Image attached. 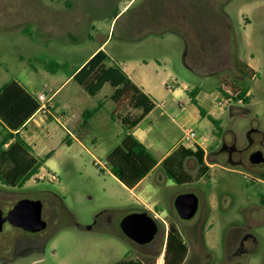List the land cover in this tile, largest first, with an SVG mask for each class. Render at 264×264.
Wrapping results in <instances>:
<instances>
[{
  "label": "rangeland",
  "instance_id": "obj_1",
  "mask_svg": "<svg viewBox=\"0 0 264 264\" xmlns=\"http://www.w3.org/2000/svg\"><path fill=\"white\" fill-rule=\"evenodd\" d=\"M129 2L0 0V85L17 80L35 95L53 96V112L56 100L69 91L83 90L82 109L102 104L88 134L73 132L70 120L64 127L51 118L37 132L30 134L33 122L22 131L36 153L54 151L46 170L58 180L32 177L23 187L0 182V207L42 196L51 223L46 233L55 228L57 212L65 217L45 244L23 250L13 264H113L120 259L164 264L170 224L180 229L188 245L183 264L247 262L260 249L259 240H264V163L249 160L253 151L264 153V0ZM128 4L129 10L113 20V12ZM104 41L108 64L149 63L141 74L156 80L159 102L171 99L163 81L169 80L176 90L188 87L186 93L199 87L201 107L222 120L223 134L218 138L214 124L201 117L187 94L180 95L184 111L177 106L160 115L157 109L136 130L148 128V139L142 142L155 157H163L181 140L185 128H193L199 139L210 138L208 143L201 140L207 162L216 159L220 165H208L203 178L188 184L173 182L157 165L133 190L110 172L107 154L125 131L117 115L137 112L130 95L116 103L110 98V84L92 96L74 79L60 94L56 92L68 72ZM36 57L67 63L69 70L53 74L38 62L33 68L28 60ZM243 87L251 90L249 103L226 96ZM80 122L78 115L76 126ZM226 144L237 150L231 161L222 151ZM186 168L196 175L199 164L191 157ZM184 192L199 196V209L191 219L181 218L174 205L176 196ZM133 211H147L157 221L159 230L151 243L138 244L121 232L120 221Z\"/></svg>",
  "mask_w": 264,
  "mask_h": 264
},
{
  "label": "trees",
  "instance_id": "obj_2",
  "mask_svg": "<svg viewBox=\"0 0 264 264\" xmlns=\"http://www.w3.org/2000/svg\"><path fill=\"white\" fill-rule=\"evenodd\" d=\"M119 13L120 10L118 9L113 12V20ZM26 33L30 35L28 31ZM108 60L109 55L107 52L100 49L82 66L68 73L69 77H72L92 96L98 95L106 84L112 86L113 92L110 98L116 103H119L127 94L130 95L131 106L137 112L117 115L125 133L121 142L108 153L106 159L110 172L121 183L131 189L158 164V160L151 150L131 132L154 109L155 103L133 81L121 65H108ZM28 62L33 68L35 66L34 62H38L44 69L53 74L69 70L67 63L53 59L47 60L36 57L33 61L29 59ZM248 91V87H243L237 89V91L232 90L231 96L229 94H226V96L234 100L242 99L247 104L251 100V97L247 95ZM197 93V87L189 91L191 100L198 105L202 116L207 117L214 124L215 135L220 138L223 134L222 120L208 114L198 104L195 97ZM39 106L37 96L19 81L10 80L0 85V126L2 134L0 139V182L6 186L23 187L27 181L40 171L46 160L53 154L51 151L44 156H38L32 145L21 134V130L37 112ZM101 108L102 104L99 103L96 107L85 109L82 112L79 132L86 130L88 134L91 131V120ZM79 138L82 140L81 137ZM190 157L195 158L199 164L196 175L191 174L186 168V161ZM160 165L163 167L166 176L178 184L199 180L210 169L205 161V151L199 145L195 147L179 145L161 161ZM187 255L188 245L182 232L175 224H170L166 237L164 264H183ZM115 264L147 263L141 260L122 259ZM232 264L242 263L234 262Z\"/></svg>",
  "mask_w": 264,
  "mask_h": 264
},
{
  "label": "crops",
  "instance_id": "obj_3",
  "mask_svg": "<svg viewBox=\"0 0 264 264\" xmlns=\"http://www.w3.org/2000/svg\"><path fill=\"white\" fill-rule=\"evenodd\" d=\"M132 0H130L129 4L131 3ZM129 4L125 7H123L121 10H120V13L121 14L123 11L125 10H129V8L131 7V5L129 6ZM196 41V40H194ZM193 40L191 41L192 44H194ZM106 41H104L99 47L98 49H96L85 61H83V63L80 65L82 66L95 52H97L98 50L103 49L105 50V47H104V43ZM199 42H201V39L199 38ZM201 48V45L200 47ZM202 49V48H201ZM106 51V50H105ZM108 54V53H107ZM109 55V54H108ZM109 59H110V56H109ZM108 64V63H107ZM108 65H111V64H108ZM120 65L124 68V70L129 74V76L133 79V81L145 92L147 93L150 98L153 100V102L155 103V107L154 109L136 126L132 129V133L140 140V141H143V140H147L148 139V128L147 129H140L137 131L136 133V130L137 128H139L141 126V124L143 123V121H145L147 118L150 117V115L152 113H154V111H156L157 109H160L161 110V113L160 115H163L165 114L167 111L169 110H175V107H180V111H184L185 110V103L179 99V96L181 95H184L187 94L189 96V99L191 102H193L191 100V96L189 94V91L192 90H187V93H186V89H188V87L184 88L183 90L182 89H179V90H176L174 89V85L172 86V84H170L171 82L169 80L167 81H163V84H164V87L167 89V91H169L171 93V99H167L166 101H161L159 102L157 100V97L156 96H160L161 93H160V90L158 89L157 87V84H156V80L154 78L150 79L148 76H144V74L142 75L141 73L144 72L145 70L148 69V65L149 63H145V61H139V60H135V61H128L127 63L125 62H122L120 63ZM79 66V67H80ZM248 69L252 72V73H255V69L252 67V66H249L248 65ZM156 74H158V71L156 72ZM72 79V77H68L66 78L63 83L61 84V86L56 90L57 94H60L62 92V90L70 83V80ZM2 85V84H1ZM169 85H170V88H169ZM105 87V86H104ZM103 87V88H104ZM195 88V87H194ZM198 88V93L196 94V100L198 102V97L200 95L199 93V87ZM103 90V89H102ZM201 90V89H200ZM83 91V90H82ZM82 91H69V92H66L63 96H61L58 100H56V109L54 112H60V111H66L68 113V116H69V119L71 124H72V127H73V132H74V129H76V133L79 134V125L78 124L76 126V119L79 115V117H81L82 115V112L85 110V109H82V104H83V99H84V94ZM248 96H251L252 93H251V90L249 89L248 93H247ZM207 99V98H205ZM221 100V99H220ZM221 102V101H220ZM194 103V102H193ZM195 104V103H194ZM199 104V102H198ZM98 105V104H97ZM96 105V106H97ZM200 105V104H199ZM95 106V107H96ZM198 106V105H197ZM199 109V107H198ZM205 109V108H204ZM101 110V109H100ZM206 110V109H205ZM100 112V111H99ZM98 112V113H99ZM206 112L208 114H211L213 115L215 118H219L217 116H215L213 113H211L209 110ZM199 113L202 116L201 112H200V109H199ZM49 118L47 117H43V116H40L38 113H35L31 119L26 123V125L23 127V129L21 130V134H22V131L27 128V126L29 125V123L33 122V126L31 127V130H30V134H32V132H37V130L41 127V126H44V125H48L49 123H45V121H48ZM52 120H54L53 118H51ZM221 119V118H219ZM81 123V122H80ZM93 129V128H92ZM91 129V130H92ZM190 129H193V128H185L183 130V133L185 134L188 130ZM125 133V131H124ZM124 133L122 135V137L124 136ZM183 134V135H184ZM70 137H75V133H71V134H68ZM66 135V139L68 142H70V137ZM182 135V137H183ZM22 136L24 137V135L22 134ZM200 136V135H199ZM181 137V139H182ZM25 138V137H24ZM206 139L205 142H209L210 138L207 136V135H203L200 137V139L198 140V145L201 146L204 151H205V161H206V164L207 165H210L211 167H213L214 165L218 166L220 165V162L216 159H214L211 163L207 162V159H206V154H207V149H206V146H205V142L201 141L203 139ZM26 139V138H25ZM77 139V138H76ZM27 140V139H26ZM80 140V139H79ZM122 140V138H121ZM28 141V140H27ZM29 142V141H28ZM121 142V141H120ZM30 143V142H29ZM31 144V143H30ZM32 145V144H31ZM179 145H181V140L177 141V143L172 147V149L170 151H168L166 154L163 155V157H161L160 159H157L158 160V164L157 165H160L161 161L168 155L170 154L174 149H176ZM117 146V145H116ZM115 146V147H116ZM33 147V146H32ZM34 149V147H33ZM54 154V151L51 150ZM49 151V152H51ZM47 152V153H49ZM152 152V151H151ZM36 153V152H35ZM47 153H44L43 155H40L39 153H36L38 156H44L45 154ZM52 154V155H53ZM108 155V154H107ZM155 156V155H154ZM52 157V156H51ZM50 157V158H51ZM47 159L44 166L41 167V170H46V166L48 165V161L50 160ZM191 158V157H190ZM156 165V166H157ZM149 175V174H148ZM147 175V176H148ZM146 176V177H147ZM145 177V178H146ZM143 178L134 188H131L132 190L137 188V186L145 179ZM201 179V178H200ZM199 179V180H200ZM174 182V181H173ZM178 184V183H177ZM188 184V183H186ZM128 188V187H127ZM130 189V188H129ZM175 201V200H174ZM175 205V204H174ZM263 224V223H261ZM261 224H258V225H261ZM256 225V226H258ZM259 240V239H258ZM259 243H260V249L257 250V251H254L253 253L250 254L249 256V259L247 260V262H242V261H237V262H240L242 264H264V240L263 242H261L259 240Z\"/></svg>",
  "mask_w": 264,
  "mask_h": 264
},
{
  "label": "water",
  "instance_id": "obj_4",
  "mask_svg": "<svg viewBox=\"0 0 264 264\" xmlns=\"http://www.w3.org/2000/svg\"><path fill=\"white\" fill-rule=\"evenodd\" d=\"M249 159L253 164L264 163V153L261 150L253 151ZM199 203V196L195 192L180 193L174 201L175 208L183 219H191L197 213ZM41 211L42 202L29 198L19 200L6 216H3V210L0 208V231L6 220L28 230H42L47 226V222L42 219ZM120 228L129 239L145 245L155 239L159 226L147 211H133L122 218Z\"/></svg>",
  "mask_w": 264,
  "mask_h": 264
},
{
  "label": "flooded vegetation",
  "instance_id": "obj_5",
  "mask_svg": "<svg viewBox=\"0 0 264 264\" xmlns=\"http://www.w3.org/2000/svg\"><path fill=\"white\" fill-rule=\"evenodd\" d=\"M222 151L227 153L228 158L231 161L234 159L233 154L237 150L233 145L226 144L222 148ZM41 197H38V198L24 197V198H29L32 200H40L42 202L41 217L43 220H45L47 222V226L42 230L32 231V230L25 229L21 226H16L13 223H11L9 220H6L3 223L2 230L0 231V264H13L15 262V260L17 259V257L23 252V250H26L27 248H31L32 246H41V245L45 244L56 233L59 226L62 224L61 221L63 220L65 215H64V213L63 214H57L58 213L57 212L55 215L56 219L54 220V224L56 225L55 228L52 231H50V233L45 232L46 229L49 226H51V223L45 217L44 213H45V208H46L47 203ZM21 199H23V198H21ZM21 199H19V200H21ZM19 200L12 203L7 208H1L0 207L3 210V216H6L8 214V212L12 208H14V206L17 204V202ZM121 232H122V230H121ZM120 260H122V259H120ZM120 260H118V261H120ZM115 263H113V264H115Z\"/></svg>",
  "mask_w": 264,
  "mask_h": 264
},
{
  "label": "built area",
  "instance_id": "obj_6",
  "mask_svg": "<svg viewBox=\"0 0 264 264\" xmlns=\"http://www.w3.org/2000/svg\"><path fill=\"white\" fill-rule=\"evenodd\" d=\"M170 88V85H169ZM37 99L40 103L39 109L36 113H38L40 116L47 117V118H53L54 120L58 121L60 124H62L64 127H66V122L69 119L68 113L66 111H60V112H53L51 105H52V97L48 96L45 92H40L36 95ZM239 102H243L242 99L238 100ZM199 137H197V134L194 129L188 130L181 139V145L185 147H195L198 145ZM203 140H206L205 138ZM33 177H36L40 181L44 180H50V181H57L58 176L50 171L47 170H41L36 173Z\"/></svg>",
  "mask_w": 264,
  "mask_h": 264
}]
</instances>
